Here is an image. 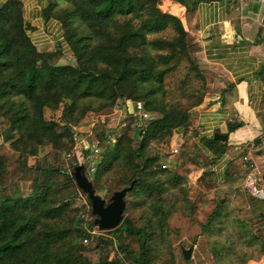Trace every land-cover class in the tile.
I'll return each mask as SVG.
<instances>
[{"label":"trees","instance_id":"16d2710c","mask_svg":"<svg viewBox=\"0 0 264 264\" xmlns=\"http://www.w3.org/2000/svg\"><path fill=\"white\" fill-rule=\"evenodd\" d=\"M161 1L46 0L41 18L59 25L56 45L47 50L30 35L34 26L24 2L0 0V137L17 154V180L29 183L24 193H0V264L194 262L195 256L184 258L181 246L174 245L169 219L173 214L192 219L198 204L187 174L158 145L168 144L181 129L178 158L189 156L186 141L189 132L196 134L193 109L203 100L206 79L196 44L181 20L160 8ZM175 1L191 13L202 0ZM127 100L150 113L143 129L136 128ZM116 106L124 111L122 119L95 124L90 144L82 146L85 173L96 193L109 198L133 182L120 224L100 230L87 195L84 203L77 202L84 192L72 175L80 164L73 153L75 126L88 113ZM48 110L60 113L48 117ZM258 115L264 132V110ZM234 128L229 121L228 131ZM200 141L209 160L188 158L200 163V178L215 188L222 182L214 168L228 144L213 135ZM7 173L0 157V184ZM225 174L232 182L228 168ZM238 190L236 197L246 194L252 215L241 216V208L230 206L224 195L198 222L197 236L204 238L213 264L264 261V198ZM92 250H98L96 260L88 255Z\"/></svg>","mask_w":264,"mask_h":264},{"label":"crops","instance_id":"0c3cea01","mask_svg":"<svg viewBox=\"0 0 264 264\" xmlns=\"http://www.w3.org/2000/svg\"><path fill=\"white\" fill-rule=\"evenodd\" d=\"M22 1L25 16L34 26L30 33L34 41L42 46L51 39L56 42L58 23H45L40 15L46 0ZM160 8L181 20L197 46L196 56L206 79L203 100L193 109L196 134L189 132L191 145L209 160L200 137L225 134L228 149L215 165L216 180L233 196L237 194L234 189L245 194L248 167L244 156L264 171V132L258 115L264 110V0H202L191 13L175 0H162ZM229 121L235 125L232 131H228ZM181 139L182 130L177 129L171 141ZM227 168L234 182L226 180ZM249 264L264 261L251 260Z\"/></svg>","mask_w":264,"mask_h":264},{"label":"rangeland","instance_id":"374dc122","mask_svg":"<svg viewBox=\"0 0 264 264\" xmlns=\"http://www.w3.org/2000/svg\"><path fill=\"white\" fill-rule=\"evenodd\" d=\"M29 3H32L30 0H27ZM26 2V0H25ZM38 1V3H40ZM29 14L28 11L26 13ZM52 42L45 43L43 46H41L43 49H54L55 43L53 39H51ZM120 110H117L116 107L114 108H108L98 113H88L85 118L81 121L80 124L75 126V130L77 133V137L75 140V145L73 148V153L77 155L78 161L80 164L84 163V157L82 154V146L89 145V138H93V127L95 124H97L100 121L105 120H111L114 121L115 124H117L120 119L124 116V111L122 107H119ZM59 111H50L48 110L46 112V115L48 117H55L57 118L59 115ZM190 138L186 141V152L189 156H186L182 159L178 158V155L180 151L183 149V139L181 141L177 140L175 142L169 141L167 144H161L158 145L160 148H162L167 154L166 159L171 161H177V170L180 173L187 174L189 181H190V195L193 199L196 200L198 206L197 210L192 217V219H189L186 216L180 215V214H173L171 218L169 219V223L172 230V239L175 246H183L185 248H188L190 245L193 246V250L191 252V257L195 256L194 262L192 264H213L210 258V254L206 252L205 247V240L202 236H197V233L199 232V221L204 220L207 213L211 210V208L214 205V202L216 199L220 196L226 195L228 198V203L230 206H235L237 208H241L240 215L241 216H248L252 215V212L250 211V207L248 203L245 201V195H242L240 197L233 196L232 193H230L224 186L222 185L217 187H210L209 183L203 182V180L200 178L201 174V167L199 166L200 163L194 164L191 162L190 158L188 157H194L199 161L206 162L208 160L203 159V154L201 153L200 149L198 147H193L191 145V135ZM176 147L178 151L176 153L172 152V148ZM48 151V148L44 150L41 155L45 154ZM0 157L5 158V164L7 168V179L4 183L0 184V193H13L15 189H18L22 191L23 193L29 188L28 182H20L17 180L15 175L16 170V158L17 154L10 149L8 146L1 143V137H0ZM69 156L66 154L65 159H67ZM171 164H169L170 166ZM245 179V176H244ZM244 189L245 184H244ZM244 190V191H245ZM247 191V190H246ZM102 197L103 193L101 194ZM105 198V197H104ZM108 199V198H105ZM86 201V194L82 193L78 199V203H84ZM86 218H89V215L86 214ZM92 218V217H91ZM94 219V216H93ZM94 233L98 232L97 228H93ZM101 235L108 236L106 233H101ZM196 236V242L193 244V237ZM130 246H135L134 242L128 241ZM192 243V244H191ZM119 255L121 254V251L118 250ZM91 258V260H96L98 257V250H92L88 254ZM251 261V260H250ZM248 262V264L250 263ZM258 261V260H257Z\"/></svg>","mask_w":264,"mask_h":264},{"label":"water","instance_id":"95a60500","mask_svg":"<svg viewBox=\"0 0 264 264\" xmlns=\"http://www.w3.org/2000/svg\"><path fill=\"white\" fill-rule=\"evenodd\" d=\"M128 111L132 113L133 105L131 100L126 101ZM213 137L224 142L226 135L221 133H214ZM72 175L75 178L78 187L87 195L90 200L91 212L94 215L93 222L100 230H108L120 224L123 218L126 191L131 187H124L112 192L108 199H105L100 194L96 193L92 182L89 180L85 173V164H78L72 170ZM193 246L188 248L181 246V252L184 258L191 257Z\"/></svg>","mask_w":264,"mask_h":264},{"label":"built area","instance_id":"2783aa9c","mask_svg":"<svg viewBox=\"0 0 264 264\" xmlns=\"http://www.w3.org/2000/svg\"><path fill=\"white\" fill-rule=\"evenodd\" d=\"M133 105V104H132ZM117 110H120L116 106ZM132 113L136 117L135 126L138 129H143L146 126L147 121L150 119V113L146 111L140 102L133 105ZM126 122L123 121L121 126H125ZM178 149L172 148V152L176 153ZM244 160L247 161L248 171L245 175L244 184L247 192L255 198H264V171H261L257 164L253 162L248 155L244 156ZM95 232V231H93ZM86 242V240H84Z\"/></svg>","mask_w":264,"mask_h":264}]
</instances>
